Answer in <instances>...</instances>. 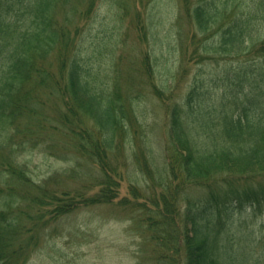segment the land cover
<instances>
[{
    "label": "trees",
    "instance_id": "obj_1",
    "mask_svg": "<svg viewBox=\"0 0 264 264\" xmlns=\"http://www.w3.org/2000/svg\"><path fill=\"white\" fill-rule=\"evenodd\" d=\"M94 1L0 0V264H27L64 216L114 203L133 216L143 264H264L256 230L235 219L264 206V0L180 1L172 81L189 61L212 68L167 104L163 165L131 151L144 179L142 190L129 184L131 199L118 194L137 93L82 58L78 22ZM38 149L71 166L37 179L25 156Z\"/></svg>",
    "mask_w": 264,
    "mask_h": 264
},
{
    "label": "rangeland",
    "instance_id": "obj_2",
    "mask_svg": "<svg viewBox=\"0 0 264 264\" xmlns=\"http://www.w3.org/2000/svg\"><path fill=\"white\" fill-rule=\"evenodd\" d=\"M180 1L95 0L92 12L78 22L79 26L82 25L79 37L82 39V58L89 66L93 65V72H98L100 79L104 77L103 81H107L115 69L119 71L121 91L137 93L136 99L129 100V106H137L135 110L139 121L136 120L134 124L136 132L131 142L124 139L122 146L126 158L122 160L124 166L121 168L127 171V177L122 182L119 198L131 199L127 193L130 183L140 190L144 187V179L133 171L135 168L129 155L141 147L151 166L160 168L163 165L161 152L166 140L167 104L176 102L189 86L188 79L191 81L195 73L200 70L205 77L212 68L211 64L198 66L189 61L183 63L188 67L181 81L177 85L172 81L180 67V61L171 45L174 42L173 24L180 11ZM85 8L82 3L78 11ZM151 21L153 31L156 32L153 39V32L149 31ZM183 25L179 23L182 30ZM142 28L145 31L140 37ZM167 40L170 44H167ZM156 51H160L159 55ZM52 61L55 63V59ZM232 61V64L237 65L244 59ZM225 62H220V70L216 68L220 74L224 67L230 66L225 65ZM43 151L38 149L31 156H25L37 179L71 166V162H62L45 155ZM66 181H70V187L80 185L79 180ZM255 213L245 209L236 214L235 219L240 221L236 223L242 225L241 228L246 227V231L250 228L256 230L261 248L264 246V206ZM131 217L115 203L78 208L53 225L52 235L30 255L27 264H143L144 256L141 258L139 251L142 246L141 233Z\"/></svg>",
    "mask_w": 264,
    "mask_h": 264
}]
</instances>
